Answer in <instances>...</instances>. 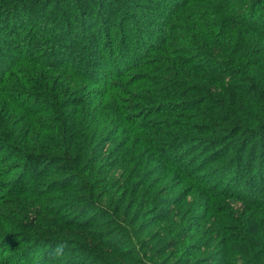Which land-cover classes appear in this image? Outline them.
<instances>
[{
	"label": "trees",
	"instance_id": "obj_1",
	"mask_svg": "<svg viewBox=\"0 0 264 264\" xmlns=\"http://www.w3.org/2000/svg\"><path fill=\"white\" fill-rule=\"evenodd\" d=\"M0 264H264V0H0Z\"/></svg>",
	"mask_w": 264,
	"mask_h": 264
},
{
	"label": "clouds",
	"instance_id": "obj_2",
	"mask_svg": "<svg viewBox=\"0 0 264 264\" xmlns=\"http://www.w3.org/2000/svg\"><path fill=\"white\" fill-rule=\"evenodd\" d=\"M68 241L61 240L57 242L53 247L48 251V255L52 260H59L64 257L65 249L67 248Z\"/></svg>",
	"mask_w": 264,
	"mask_h": 264
},
{
	"label": "rangeland",
	"instance_id": "obj_3",
	"mask_svg": "<svg viewBox=\"0 0 264 264\" xmlns=\"http://www.w3.org/2000/svg\"><path fill=\"white\" fill-rule=\"evenodd\" d=\"M101 56H102L101 58H105V55L104 54H102ZM20 186H22V185H20Z\"/></svg>",
	"mask_w": 264,
	"mask_h": 264
}]
</instances>
